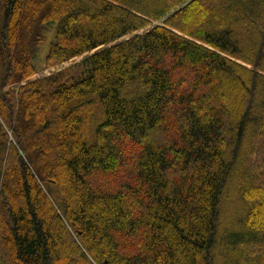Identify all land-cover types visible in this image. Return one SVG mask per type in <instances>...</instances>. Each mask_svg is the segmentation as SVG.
Masks as SVG:
<instances>
[{
    "label": "trees",
    "instance_id": "16d2710c",
    "mask_svg": "<svg viewBox=\"0 0 264 264\" xmlns=\"http://www.w3.org/2000/svg\"><path fill=\"white\" fill-rule=\"evenodd\" d=\"M0 264H264V0H0Z\"/></svg>",
    "mask_w": 264,
    "mask_h": 264
},
{
    "label": "rangeland",
    "instance_id": "374dc122",
    "mask_svg": "<svg viewBox=\"0 0 264 264\" xmlns=\"http://www.w3.org/2000/svg\"><path fill=\"white\" fill-rule=\"evenodd\" d=\"M43 34L45 35L44 45L40 48V50L37 54V57L34 60L37 72L30 77V80L35 79L37 77H40L42 75H47V74H50L52 72L59 71V70L66 68L68 66H72V64H75L77 61H79L83 57V55L76 56V57L71 58L70 60H68L62 64H54L51 66H47L46 64H48V63L46 62L45 59H46V56L48 54L49 45L54 40V31L53 30H51V31L45 30L43 32ZM125 38L126 37H122L119 40H123ZM22 83H24V82H22ZM9 87L12 88V86H9Z\"/></svg>",
    "mask_w": 264,
    "mask_h": 264
}]
</instances>
